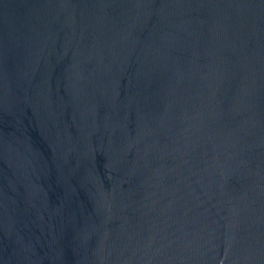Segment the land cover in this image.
I'll return each mask as SVG.
<instances>
[{
  "label": "water",
  "instance_id": "95a60500",
  "mask_svg": "<svg viewBox=\"0 0 264 264\" xmlns=\"http://www.w3.org/2000/svg\"><path fill=\"white\" fill-rule=\"evenodd\" d=\"M0 264H264V0H0Z\"/></svg>",
  "mask_w": 264,
  "mask_h": 264
}]
</instances>
